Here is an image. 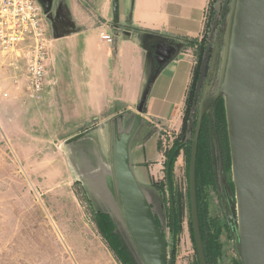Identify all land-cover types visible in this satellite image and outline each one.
<instances>
[{"label": "rangeland", "instance_id": "374dc122", "mask_svg": "<svg viewBox=\"0 0 264 264\" xmlns=\"http://www.w3.org/2000/svg\"><path fill=\"white\" fill-rule=\"evenodd\" d=\"M234 7L235 0H212L205 35L195 41V46L188 44L196 64L205 48L196 84L194 115L198 116L202 105L209 106L217 93L224 90ZM14 76L0 57V264H125L122 260L145 264L124 218L114 165L121 136L137 125H108L111 130L124 128V132L110 139L109 155L97 156L89 147L94 136L70 139L94 121L65 124L50 122L60 119L51 114L40 117L30 102L23 104L22 90L13 85ZM220 107L225 110L228 143L225 142V148L219 147L218 154H222L227 194L235 196L225 99ZM188 125L190 138L195 127L193 118ZM150 126L132 140L131 167L135 177L137 174L140 178L136 179L164 234L170 258L173 235L164 163L181 130L170 132L163 128L158 132ZM191 147L188 143V151H182L174 167L175 197L179 191L182 212L173 264H199L190 211ZM105 157L109 159L106 171ZM142 162L149 163L138 164ZM206 193L209 218L216 221L214 229L222 247L221 259L214 264H239L227 220V200H219L213 187H207ZM110 228L123 255L111 248L114 241L106 236Z\"/></svg>", "mask_w": 264, "mask_h": 264}, {"label": "crops", "instance_id": "0c3cea01", "mask_svg": "<svg viewBox=\"0 0 264 264\" xmlns=\"http://www.w3.org/2000/svg\"><path fill=\"white\" fill-rule=\"evenodd\" d=\"M41 1L48 7L53 46L51 82L41 102L29 103L40 117L51 114L60 119L50 122L65 124L94 121L70 139L94 136L89 147L97 156L109 155L117 135L110 124L142 123L137 134L152 123L181 130L197 66L188 44L205 35L212 0ZM104 27L112 43L101 40ZM161 45L173 49L164 62ZM130 161L133 166L131 155Z\"/></svg>", "mask_w": 264, "mask_h": 264}, {"label": "water", "instance_id": "95a60500", "mask_svg": "<svg viewBox=\"0 0 264 264\" xmlns=\"http://www.w3.org/2000/svg\"><path fill=\"white\" fill-rule=\"evenodd\" d=\"M44 12L48 7L39 0ZM173 49L161 45L159 61ZM225 99L235 196L226 194L227 220L241 264H264V0H235L224 90L203 104L195 128L189 162L190 211L199 264H207L196 193V163L203 119ZM121 136L116 146L115 182L130 235L145 264H173L153 209L139 186L130 161L131 143L142 123ZM226 185V183H225ZM227 189V188H226Z\"/></svg>", "mask_w": 264, "mask_h": 264}, {"label": "built area", "instance_id": "2783aa9c", "mask_svg": "<svg viewBox=\"0 0 264 264\" xmlns=\"http://www.w3.org/2000/svg\"><path fill=\"white\" fill-rule=\"evenodd\" d=\"M100 38L113 42L108 27L101 30ZM52 46L39 0H0V57L15 75L13 85L22 90L23 104L43 100L45 88L51 82ZM152 125L162 129V123Z\"/></svg>", "mask_w": 264, "mask_h": 264}, {"label": "trees", "instance_id": "16d2710c", "mask_svg": "<svg viewBox=\"0 0 264 264\" xmlns=\"http://www.w3.org/2000/svg\"><path fill=\"white\" fill-rule=\"evenodd\" d=\"M191 46H195L197 43L195 41H191L189 43ZM188 45V46H190ZM203 51L205 48H202ZM201 51L200 53V59L199 62L197 63L195 73H194V78H193V83H192V88L189 93V96L186 101V107L184 111V118H183V125L181 129L180 136L177 138V140L174 141L172 147L169 149L167 152V161H166V167H167V172L170 177V181L173 184V193H174V203L173 205H170L169 210H170V216H171V227H172V235L174 239V245L176 246V237L178 233V223L180 219V213L181 211V201H182V195L178 191L177 195L175 197V190H174V167L175 164L177 163L182 151H188V143L189 146L192 144V137L194 134V129L191 137L189 138V120L191 118V110L194 105V98H195V92H196V84L199 79V73L201 70V65H202V59L204 56V52ZM197 74V77H196ZM194 80L196 82L194 83ZM195 85V87H194ZM224 109L220 107V118H219V129L217 131V137L219 139V147L221 146L225 148V142L227 141L228 143V137H227V128H226V120H225V114H224ZM219 115V114H218ZM196 123V122H195ZM94 124L85 130L93 127ZM229 136V135H228ZM214 140H211L208 137V129L207 130H202V133L200 135V142L198 146V154H197V163H196V192H197V205H198V215H199V222H200V230H201V235H202V241L204 245V251H205V256H206V261L207 264H214L217 261L221 259V251L222 247L219 242L217 233L214 228L217 226L216 221L213 222L209 218V214L207 211V205H206V199H207V193H206V188L214 186V178H213V157H212V147L214 148ZM190 153L191 149H189V159H190ZM190 196V193H189ZM106 217V220H108V216ZM105 232V231H103ZM113 231H106V236L112 238V241L114 243L111 245V248L114 251H119L121 254L122 249L120 246L115 244L116 238L114 237ZM175 248V247H174ZM119 255V254H118ZM123 255V254H122ZM124 259V258H122ZM121 259V260H122ZM125 264H131L130 261H124L122 260ZM241 264V262H239Z\"/></svg>", "mask_w": 264, "mask_h": 264}, {"label": "flooded vegetation", "instance_id": "af4514ba", "mask_svg": "<svg viewBox=\"0 0 264 264\" xmlns=\"http://www.w3.org/2000/svg\"><path fill=\"white\" fill-rule=\"evenodd\" d=\"M223 100H224V98H220L216 102L214 107L210 110L211 118L208 115H206L204 117L203 122H202V126H201V131H200V135H201L202 130H204V129L207 130L208 129V137L211 140V144H212V140H214V143H215L214 148L212 147L213 178H214L215 182H214V186H211V187H213L215 189V191H216V193H217V195L219 197V200H221V201L226 199V194H227V191H226V186L227 185H225V180L226 179H225L224 176H222V172H223V169H224L223 162H222V159H221V155L222 154L221 155L218 154L219 139L217 137V131L219 129V118H220V112H218V111H220V103L223 102ZM193 110L194 109L192 108L190 120L193 118V123H194V126H195L194 127V133H195V128H196V125H197L199 114H198V116H197V113L194 115L193 114ZM190 120H189V122H190ZM193 138H194V134H193V137H192V144H193ZM199 142H200V137H199ZM198 146H199V143H198ZM191 149H192V147H191ZM218 162H219V165H218ZM164 164H165V168H164L165 180L167 182L166 188H167V191L169 193V204L173 205V203H174L173 184L170 181V177H169L168 172H167L166 162ZM171 244H172V242H171ZM174 247H175V245H174Z\"/></svg>", "mask_w": 264, "mask_h": 264}]
</instances>
